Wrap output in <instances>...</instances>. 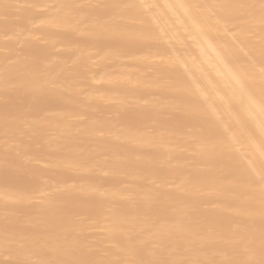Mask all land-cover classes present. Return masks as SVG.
Segmentation results:
<instances>
[{
	"label": "bare ground",
	"instance_id": "bare-ground-1",
	"mask_svg": "<svg viewBox=\"0 0 264 264\" xmlns=\"http://www.w3.org/2000/svg\"><path fill=\"white\" fill-rule=\"evenodd\" d=\"M2 171L0 264H264V0H0Z\"/></svg>",
	"mask_w": 264,
	"mask_h": 264
},
{
	"label": "rangeland",
	"instance_id": "rangeland-1",
	"mask_svg": "<svg viewBox=\"0 0 264 264\" xmlns=\"http://www.w3.org/2000/svg\"><path fill=\"white\" fill-rule=\"evenodd\" d=\"M47 104H51V105H52V102H51V103H48V102H47ZM51 105H50V106H51ZM47 106H48V105H47ZM44 107H46V103H45ZM3 172H4V174H5V171L0 172V174L4 175ZM10 174H11V172H7V174H6L5 176L10 175ZM5 176H4V177H5ZM13 176H14V175L12 174V176H8V177L10 178V177H13ZM26 177H27V176H22L21 178H17V177H16V178L19 179V180H21V181L23 180V183H25V182H28V180H27ZM2 178H3V177L1 176V177H0V180H1ZM6 178H7V177H6ZM9 178L3 180V182L5 183V181L10 180ZM13 178H14V177H13ZM24 178L26 179L25 182H24ZM3 179H4V178H3ZM12 180H13V179H12ZM21 181H20V182L18 181V182L21 183ZM3 182H1V183L3 184ZM1 183H0V185H1ZM25 184H26V183H25ZM25 184H24V185H25Z\"/></svg>",
	"mask_w": 264,
	"mask_h": 264
}]
</instances>
